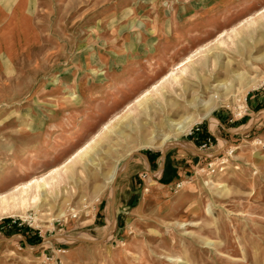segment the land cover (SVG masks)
Returning <instances> with one entry per match:
<instances>
[{"label": "rangeland", "instance_id": "374dc122", "mask_svg": "<svg viewBox=\"0 0 264 264\" xmlns=\"http://www.w3.org/2000/svg\"><path fill=\"white\" fill-rule=\"evenodd\" d=\"M2 13L0 264H264V0Z\"/></svg>", "mask_w": 264, "mask_h": 264}, {"label": "built area", "instance_id": "2783aa9c", "mask_svg": "<svg viewBox=\"0 0 264 264\" xmlns=\"http://www.w3.org/2000/svg\"><path fill=\"white\" fill-rule=\"evenodd\" d=\"M199 133L200 132V129L199 128H196L194 133ZM193 133V129L190 130V135L192 136ZM260 145L262 146V148H264V143L260 142ZM207 149V150H211L212 148V141L210 138L207 139L206 143H204V145L202 146V149ZM231 152L226 154V156L224 157H221V158H215L216 160L212 162H210L207 166V169L206 171H208L210 174H214L216 170H224V166L229 162V156H230ZM220 160V161H219ZM219 161V162H218ZM221 167V168H220ZM208 174V175H210ZM148 175H145L144 178H147ZM72 218L73 219H76L77 218V215L76 214H73L72 215ZM37 221V218L35 216H29L27 217V219L24 221V220H21V223H19L18 225L21 226V225H24L26 224L29 228H33L34 224L36 223ZM13 223H16V221H13Z\"/></svg>", "mask_w": 264, "mask_h": 264}, {"label": "bare ground", "instance_id": "6f19581e", "mask_svg": "<svg viewBox=\"0 0 264 264\" xmlns=\"http://www.w3.org/2000/svg\"><path fill=\"white\" fill-rule=\"evenodd\" d=\"M191 59H192V58H187L185 61H183L182 64H184V66L190 64V63H191ZM182 72H183V71H182ZM241 81H242V80H241ZM255 85H256L255 82H253V85L249 86L248 88H255ZM205 116H206V115H203V117H205ZM186 124H188V125H186V126H183L182 124H181V125H175L177 131H179V132H184L185 130H187V129H189L191 126H193V125L195 124V121L192 120V123H191V124H189L188 122H186ZM164 140H165V139H164ZM166 140H167V139H166ZM111 180H112V181L114 180V176L112 177ZM33 183H34V185H36L35 188L40 189L41 186L38 185V182H37V181H35V182H33ZM30 185H31V184H30ZM30 185H25V186H23V188H21V189L19 190L18 195L21 196V197H25V196H27L28 193H29V191H30V188H31ZM46 187H47V186H46ZM41 189H43V188H41ZM145 192H148V190H146ZM16 196H17V195H15V197H16ZM13 199H14V195L11 196V197H9V198L0 197V209H1V211L4 209L3 212H5V211H6V204H7V202H8V201H12Z\"/></svg>", "mask_w": 264, "mask_h": 264}, {"label": "crops", "instance_id": "0c3cea01", "mask_svg": "<svg viewBox=\"0 0 264 264\" xmlns=\"http://www.w3.org/2000/svg\"><path fill=\"white\" fill-rule=\"evenodd\" d=\"M15 11H16V9H15ZM15 13V12H14ZM20 13H21V18L23 19L24 18V15H22V12H21V10H20ZM1 15H3V16H6V17H10V16H13V14L12 15H9V14H4V13H2V14H0V16ZM2 21V20H1ZM0 21V24L2 23ZM3 38L0 36V73H1V69H2V67H3V62H4V60H2V56L6 59V60H8V62L9 63H11V59H12V56H13V54L16 52V50L18 49V48H22V47H28V45H25V46H20V45H18V43L16 42V43H14V45L12 46V48H11V46H10V50L8 51V53H7V51L3 48ZM240 119H236V120H233V122L231 123V124H234V123H236V122H238ZM244 125H242L241 127H243ZM234 129V128H233ZM224 130V129H223ZM225 131V133H227V134H229L230 132L228 131V130H224ZM229 135H231V133L229 134Z\"/></svg>", "mask_w": 264, "mask_h": 264}, {"label": "water", "instance_id": "95a60500", "mask_svg": "<svg viewBox=\"0 0 264 264\" xmlns=\"http://www.w3.org/2000/svg\"><path fill=\"white\" fill-rule=\"evenodd\" d=\"M179 148H182V147H179ZM163 157H165V155L163 154ZM131 159V158H130ZM130 159H128L127 161V164L130 162ZM122 174V172H119L116 177L114 178V181H113V185H112V195H113V204L115 203V198H116V191H115V188H116V181L118 179V177ZM77 241H80V242H83V243H87V244H96V243H103L105 241L104 240H101V241H91V240H86V239H79L77 238L76 239Z\"/></svg>", "mask_w": 264, "mask_h": 264}, {"label": "trees", "instance_id": "16d2710c", "mask_svg": "<svg viewBox=\"0 0 264 264\" xmlns=\"http://www.w3.org/2000/svg\"><path fill=\"white\" fill-rule=\"evenodd\" d=\"M198 136H200V135H198ZM202 136H205L206 138L210 137L212 140H214V138L211 137V135H210L207 131H204L203 134H202ZM198 138H199V137H198ZM196 141L199 142V143H201V142H200V138H199V139H196ZM200 146H201V144H200ZM162 180H163V179H162ZM166 181H167V180H164L163 184H165V185L168 184ZM133 207H135V204H134ZM37 241L39 242L40 240H37Z\"/></svg>", "mask_w": 264, "mask_h": 264}]
</instances>
